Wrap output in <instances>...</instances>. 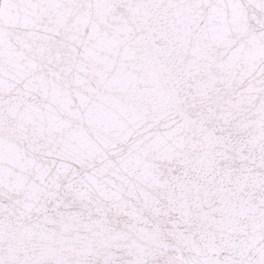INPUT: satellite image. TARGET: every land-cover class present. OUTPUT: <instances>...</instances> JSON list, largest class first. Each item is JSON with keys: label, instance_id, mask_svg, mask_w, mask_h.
<instances>
[{"label": "snow or ice", "instance_id": "6c2138e0", "mask_svg": "<svg viewBox=\"0 0 264 264\" xmlns=\"http://www.w3.org/2000/svg\"><path fill=\"white\" fill-rule=\"evenodd\" d=\"M0 264H264V0H0Z\"/></svg>", "mask_w": 264, "mask_h": 264}]
</instances>
